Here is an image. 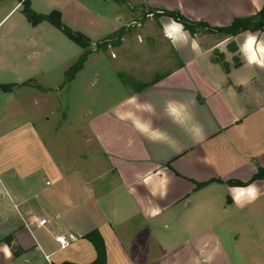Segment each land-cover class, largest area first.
<instances>
[{
    "label": "crops",
    "instance_id": "0c3cea01",
    "mask_svg": "<svg viewBox=\"0 0 264 264\" xmlns=\"http://www.w3.org/2000/svg\"><path fill=\"white\" fill-rule=\"evenodd\" d=\"M24 1L0 0V41L17 28L5 26L15 14L23 25L51 23H32ZM28 1L74 25L99 17L91 40L129 25L130 7L177 10L213 27L264 8V0H111L120 8L116 20H126L118 26L101 14L108 0ZM158 26L177 65L142 90L119 80L98 91L99 110L85 114L92 145L83 158L70 146L49 147L36 122L0 117V264L91 263L97 250L85 235L92 230L104 238L106 264H264V239L254 242L258 260L247 258L231 250L219 226L203 223V211L199 221L183 220L194 194L225 189L222 212L231 215H252L248 207L264 198V178L249 182L264 168V32L192 36L165 15ZM221 54L226 65L215 60ZM21 83L34 85L32 77Z\"/></svg>",
    "mask_w": 264,
    "mask_h": 264
},
{
    "label": "rangeland",
    "instance_id": "374dc122",
    "mask_svg": "<svg viewBox=\"0 0 264 264\" xmlns=\"http://www.w3.org/2000/svg\"><path fill=\"white\" fill-rule=\"evenodd\" d=\"M107 3L108 8L102 9L101 14H106V18L118 26L126 23V20H116L114 12L120 8L111 0ZM41 8L46 10L43 12L52 10ZM128 11L131 14L129 25L117 30L111 39H106V35L93 37L95 39L87 48L90 54L84 68L73 81L66 83V70L78 60L83 48L49 22L31 26L30 23L23 25L17 22L18 14L10 18L5 26L17 28L0 41V61L3 58L5 65V73L0 77L9 82L4 89L0 87V117L9 116L13 123L36 122L49 147L53 144L70 146L82 157L85 147L92 145V139L85 132V114L99 110L100 90L119 83V80L132 89L150 84L177 65L173 50L159 30L160 16L146 6L130 7ZM79 19L81 21L75 25L66 20L64 23L85 35L102 23L99 17ZM4 29L0 30V35ZM100 38L105 39L98 41ZM29 77L33 78L34 85L15 84V81ZM39 83L50 87L35 86ZM42 177L45 179V174ZM189 202H192L188 207L189 214L183 220L190 223L203 211V223L219 226L231 250L239 251L247 258L260 256L261 251L256 249L254 242L264 239L263 197L248 207L247 211L252 215L244 211L234 215L222 212V206L227 202L222 188L214 194L207 191L201 197L194 194L187 204ZM211 209L221 211L219 215H207L206 211Z\"/></svg>",
    "mask_w": 264,
    "mask_h": 264
},
{
    "label": "trees",
    "instance_id": "16d2710c",
    "mask_svg": "<svg viewBox=\"0 0 264 264\" xmlns=\"http://www.w3.org/2000/svg\"><path fill=\"white\" fill-rule=\"evenodd\" d=\"M119 4H127L128 0H113ZM24 10L27 14L28 19L34 23L38 24L44 20L50 21L53 25L61 29L71 40H73L75 43L80 45L83 48V53L80 55L78 60L70 66L66 71L65 76V83L72 81L76 74L84 68L85 62L87 61V58L90 54V50H88V46L91 44V39L84 33L80 32L79 30H75L68 25H66L62 20V13L59 10H53L49 14H42L35 12L28 0L24 1ZM151 11L154 13H157V16L165 15L173 20L181 23L185 30L189 31V33L192 36H195L196 34L200 32H204V34H212V35H219V36H236L243 32H257V31H264V8L259 11L257 14L249 17H236L233 22L230 25L223 26V27H213L209 25L208 23L204 21H194L186 16H184L180 11H170L163 9L161 13H158L154 11V9L150 8ZM117 32L112 33L109 35L106 39H111L116 35ZM231 48L233 50H237L236 45L234 43L230 44ZM219 57H215L216 61H219L226 65V61L223 57V55H218ZM150 84H143L140 85V90L145 89ZM6 85H4V88ZM264 178V168H260L259 172L251 179L249 182H253L258 179ZM229 184L231 185H239V186H245L248 183H244L242 181L232 180L229 181ZM205 184H200L199 186H202ZM85 238L90 240L96 250H97V257L96 259L88 264H106V246L103 236L98 230H92L91 232L87 233L85 235ZM8 241L12 240V236H9L6 238ZM17 254V252H15ZM62 264H77L74 262H63Z\"/></svg>",
    "mask_w": 264,
    "mask_h": 264
},
{
    "label": "built area",
    "instance_id": "2783aa9c",
    "mask_svg": "<svg viewBox=\"0 0 264 264\" xmlns=\"http://www.w3.org/2000/svg\"><path fill=\"white\" fill-rule=\"evenodd\" d=\"M46 221H47V220L44 218V219H42L39 223H40V224H45ZM57 240L60 242V244H61L62 246H65V245H68V244H69L68 240H67L65 237H58Z\"/></svg>",
    "mask_w": 264,
    "mask_h": 264
}]
</instances>
